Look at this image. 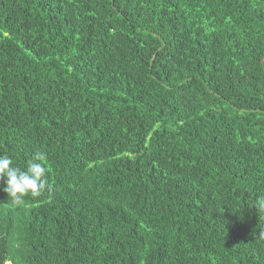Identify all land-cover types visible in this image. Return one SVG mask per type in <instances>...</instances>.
Returning <instances> with one entry per match:
<instances>
[{
    "label": "trees",
    "instance_id": "trees-1",
    "mask_svg": "<svg viewBox=\"0 0 264 264\" xmlns=\"http://www.w3.org/2000/svg\"><path fill=\"white\" fill-rule=\"evenodd\" d=\"M0 264H264V0H0Z\"/></svg>",
    "mask_w": 264,
    "mask_h": 264
}]
</instances>
